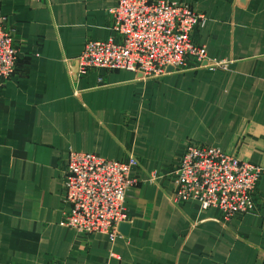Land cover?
I'll use <instances>...</instances> for the list:
<instances>
[{
	"label": "crops",
	"instance_id": "1",
	"mask_svg": "<svg viewBox=\"0 0 264 264\" xmlns=\"http://www.w3.org/2000/svg\"><path fill=\"white\" fill-rule=\"evenodd\" d=\"M118 1L0 0L18 49L0 81V264H264V177L254 211L231 220L173 201L190 143L264 166V0H172L207 16L194 40L220 64L212 70L190 60L157 79L79 76L87 41L114 37ZM71 151L138 162L129 229L114 241L60 224Z\"/></svg>",
	"mask_w": 264,
	"mask_h": 264
},
{
	"label": "built area",
	"instance_id": "2",
	"mask_svg": "<svg viewBox=\"0 0 264 264\" xmlns=\"http://www.w3.org/2000/svg\"><path fill=\"white\" fill-rule=\"evenodd\" d=\"M114 37L89 40L77 61L78 75L92 69L126 70L143 79L183 71L191 60L198 68L214 69L205 46L194 40L207 22L205 13L172 0H119L109 9ZM18 49L11 30L0 24V81L16 71ZM138 165L108 160L93 153L70 152L64 174L68 207L61 226L81 234H102L114 241L129 222L125 207L134 184L130 173ZM173 201H195L202 210L214 208L231 220L254 211V193L264 166L244 161L218 147L190 143L175 170ZM111 257H116L114 252Z\"/></svg>",
	"mask_w": 264,
	"mask_h": 264
},
{
	"label": "water",
	"instance_id": "3",
	"mask_svg": "<svg viewBox=\"0 0 264 264\" xmlns=\"http://www.w3.org/2000/svg\"><path fill=\"white\" fill-rule=\"evenodd\" d=\"M74 68H75L74 69V73H76L78 71V63L75 64ZM128 229H129V225L128 224H122L120 226V232H122V233H127Z\"/></svg>",
	"mask_w": 264,
	"mask_h": 264
}]
</instances>
